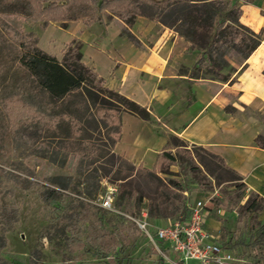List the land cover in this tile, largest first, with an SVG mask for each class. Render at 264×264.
Segmentation results:
<instances>
[{
	"label": "trees",
	"instance_id": "16d2710c",
	"mask_svg": "<svg viewBox=\"0 0 264 264\" xmlns=\"http://www.w3.org/2000/svg\"><path fill=\"white\" fill-rule=\"evenodd\" d=\"M104 13L122 21V35L132 44L140 45L129 30L139 16L183 36L197 57L189 78L202 73L227 80L230 74L223 73L229 65L227 50L248 58L262 42L260 33L240 22L238 0H0V135L15 148L59 167L76 155V172L90 183L88 196L96 197L107 178L117 188L118 201L144 204L151 218H186L192 184L210 191L228 182L237 188L231 198L235 207L247 188L242 177L201 146H193V160L183 158L172 150L185 142L172 136L152 169L135 166L116 153L122 112L149 120L147 108L105 86L104 79L81 60L83 46L77 38L58 60L1 18L20 15L42 21L45 27L55 22L64 28L69 21L81 20L87 26L102 22ZM254 141L264 149L263 135ZM171 166L184 173L172 172ZM71 180L56 176L53 182L67 190ZM48 191L50 196L59 193L55 188ZM258 225L255 240L260 241L264 223Z\"/></svg>",
	"mask_w": 264,
	"mask_h": 264
},
{
	"label": "crops",
	"instance_id": "0c3cea01",
	"mask_svg": "<svg viewBox=\"0 0 264 264\" xmlns=\"http://www.w3.org/2000/svg\"><path fill=\"white\" fill-rule=\"evenodd\" d=\"M240 9V22L260 33L262 42L248 58L227 50L229 65L223 71L230 74L227 80L202 73L189 78L197 58L190 43L142 16L129 29L140 45L123 37L120 19L103 17L90 26L75 21L77 34L65 40L58 36L66 35L75 22H67V30L47 25L37 46L55 56L77 38L83 46L81 60L104 79L105 86L147 108L149 120L122 112L116 153L135 166L152 169L158 153L175 136L220 156L242 177L246 190L264 202V149L254 141L264 136V0L241 1ZM209 215L205 229L217 238L220 228Z\"/></svg>",
	"mask_w": 264,
	"mask_h": 264
},
{
	"label": "rangeland",
	"instance_id": "374dc122",
	"mask_svg": "<svg viewBox=\"0 0 264 264\" xmlns=\"http://www.w3.org/2000/svg\"><path fill=\"white\" fill-rule=\"evenodd\" d=\"M102 15L106 21L110 20L105 13ZM1 18L37 43L45 28L42 21L20 15ZM47 25L60 27V23L55 22ZM65 25L67 30L68 24ZM74 25L64 31L66 35L56 34L55 37L71 38L77 34L76 22ZM123 37L127 40L125 35ZM69 43L55 54L56 58L61 60ZM178 145L173 147V153L194 159L193 145ZM77 164V156L71 154L66 165L59 167L15 148L0 135V264H169V259H178L170 246L156 239V229L175 221L174 218H151L144 204L138 207L132 201L120 202L116 195L114 210L102 208L98 199L105 195L108 187L116 191L117 188L106 178L101 181L96 197L88 196L90 183L85 175L77 174ZM170 170L184 173L178 166H171ZM56 176L72 178L67 190L55 185ZM166 177L179 179L174 175ZM52 188L59 193L50 196L48 189ZM203 189L197 184L190 185L189 203L196 200ZM221 190L225 193L221 194ZM236 190L224 182L220 190L217 188V196L213 195L207 203L209 218L220 228L215 242L228 249L239 264H264V238L255 240L258 224L264 223V202L259 195L252 196V192L246 190L233 207L231 198ZM143 213L147 216L146 231L139 229L136 223L145 220Z\"/></svg>",
	"mask_w": 264,
	"mask_h": 264
},
{
	"label": "built area",
	"instance_id": "2783aa9c",
	"mask_svg": "<svg viewBox=\"0 0 264 264\" xmlns=\"http://www.w3.org/2000/svg\"><path fill=\"white\" fill-rule=\"evenodd\" d=\"M104 196L98 199L100 206L106 210H114L113 199L116 189L107 188ZM217 189L201 192L196 200L189 203L188 216L169 222L156 230V239L163 245L171 247L178 256L177 260L169 259V264H239L238 259L231 252L215 242V235L205 229L207 203L213 195L217 196ZM221 212V209H218ZM145 220L136 221L142 231H146L148 223Z\"/></svg>",
	"mask_w": 264,
	"mask_h": 264
}]
</instances>
